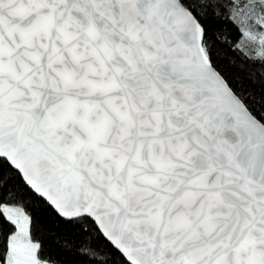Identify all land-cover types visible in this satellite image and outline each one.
I'll use <instances>...</instances> for the list:
<instances>
[{
	"label": "snow or ice",
	"instance_id": "6c2138e0",
	"mask_svg": "<svg viewBox=\"0 0 264 264\" xmlns=\"http://www.w3.org/2000/svg\"><path fill=\"white\" fill-rule=\"evenodd\" d=\"M0 264H264V0H0Z\"/></svg>",
	"mask_w": 264,
	"mask_h": 264
}]
</instances>
